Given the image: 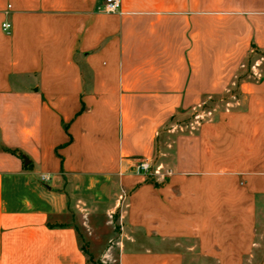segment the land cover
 I'll return each mask as SVG.
<instances>
[{"label":"crops","instance_id":"crops-1","mask_svg":"<svg viewBox=\"0 0 264 264\" xmlns=\"http://www.w3.org/2000/svg\"><path fill=\"white\" fill-rule=\"evenodd\" d=\"M104 1L0 0V264H89L99 246L82 243L85 216L98 223L133 191L141 161L171 181L140 179L126 213L141 239H127L124 226L105 264L114 253L117 264H186L187 188L170 191L188 174L206 190L236 175L255 207L231 227V207L245 201L223 197L221 227L212 220L197 232L207 250L197 264H264V233L252 229L255 212L264 217V71L243 78L242 97L218 117L196 113L231 92L249 58L264 60V0H122V13L104 11ZM152 192L163 207L156 227Z\"/></svg>","mask_w":264,"mask_h":264},{"label":"rangeland","instance_id":"rangeland-1","mask_svg":"<svg viewBox=\"0 0 264 264\" xmlns=\"http://www.w3.org/2000/svg\"><path fill=\"white\" fill-rule=\"evenodd\" d=\"M257 70H263L264 71V60L263 59H258L257 61L254 60L253 57L249 58L248 61L246 62L245 66L241 68L239 71V75L237 77V84L233 85L232 90L230 93L226 95H221L219 97H216L214 100V103L212 105H200L198 107V110L196 113L199 115V117H202V120H205L207 115L205 114L206 109L210 108L214 113L215 116L218 117V113L224 109V106H226V101H234L236 100L235 98H241L243 93L240 90V85L242 83L243 78L252 80L251 77L248 78V76L254 72L255 69ZM194 115L192 114H187V115H182L180 117H174L173 122L175 123H180V122H189L191 118ZM213 115H211L212 117ZM264 159V158H263ZM139 163L133 165L132 167V178L135 183V188L133 191H130L128 189L125 192V195H118L117 200L112 201V207H109V211L107 216L105 215H100L99 222L97 223V218H94L93 215H86L84 220L86 223V228L85 229L87 233V238H83V245L84 247H87V250H90L91 247V242L94 241V245H98L99 247L94 248L95 253H89L88 252V263L89 264H105L104 259L107 256L106 249L109 247L115 245V241H117L118 237L123 233L124 226L129 227L128 228V233H126V237L129 240H133L131 236H137V238L141 239L136 231H138L136 228L139 227L137 225H130L128 222V216L126 213V209L128 208V203H129V197L130 195L133 194V192L139 188L140 184L143 182H152L156 184H161V185H166L170 183L171 177L170 176H165L163 174H158V168L155 167L154 165L151 166V171L150 173H144V172H138L137 171V166ZM154 169V170H153ZM202 177L203 175H199ZM254 176V183L260 182V177L259 175H252ZM198 177V176H197ZM195 175H184L180 177L177 180H174L175 183H177V186H175L170 192V196L173 197L174 195H179V187L180 185H184L186 190H184L183 194V210H182V223H181V230L182 233L184 234L183 237H181V241L183 243L182 247H180L183 251H187L186 253V264H197V263H204L207 259V250L206 247L202 248L201 246L198 245V241L200 240L199 233H206L208 231V224L212 223V220H216L214 223L215 225L218 224V226L222 224V198L227 197L228 193L231 194V198L233 200H238V199H243L244 205L242 206H232L231 209L232 211L230 212V220L231 222V227L237 226V221L239 219V210L243 209L246 211L248 215V220H252L253 218L250 217L251 214L254 212V204H253V195H252V190H248L246 188V181H239L236 177V175H229V178L225 181V185H227L225 189L220 188V185L215 184V187L213 190H206L201 187V185H204L202 183H205L206 180L203 179H197ZM140 179H142L141 182ZM43 180V179H42ZM91 180L95 181L94 179H88V182ZM102 180V179H98ZM43 181H48V180H43ZM111 182L110 179L107 180V182ZM114 182V181H113ZM201 184V185H200ZM192 185H197L193 186ZM192 189H191V188ZM200 188V189H199ZM98 193L105 195L106 191L103 190H98ZM118 194L117 191H113ZM121 193V190H120ZM124 193V192H123ZM162 198H164V195H161ZM151 202H150V216H149V222L153 227L158 226L159 224V211L160 209H163L162 206H160L159 203V194L158 192H152L150 195ZM139 202V201H138ZM140 203V202H139ZM139 205V204H138ZM135 206L136 212L139 213V222L144 223V220L142 218L141 210L142 206ZM175 207L172 206V210ZM173 214V211L171 212ZM256 218H260L258 222L253 224L252 229L259 230L261 233H264V217L261 215L260 211L257 210L256 212ZM99 216V215H98ZM172 217H174L172 215ZM76 218L73 220L75 221ZM82 220V218H81ZM82 225V221L80 222ZM219 227V228H220ZM218 227H215L214 229H217ZM135 230V231H134ZM106 236V237H104ZM157 239L158 237L155 236ZM154 237V238H155ZM206 240V238H204ZM263 239V238H262ZM175 239H170L171 242H174ZM180 240V239H179ZM103 241V243H102ZM96 242V244H95ZM102 248V249H101ZM97 249L104 250L102 253H96ZM264 256V252L262 254ZM249 257V255H247ZM114 264H117V255L114 253Z\"/></svg>","mask_w":264,"mask_h":264},{"label":"built area","instance_id":"built-area-1","mask_svg":"<svg viewBox=\"0 0 264 264\" xmlns=\"http://www.w3.org/2000/svg\"><path fill=\"white\" fill-rule=\"evenodd\" d=\"M103 9L109 13H122V0H105L103 4ZM3 29L9 31L12 27V24L8 21L3 22ZM151 163L149 161H141L137 166L138 172L150 173ZM43 180H49V175H42Z\"/></svg>","mask_w":264,"mask_h":264}]
</instances>
